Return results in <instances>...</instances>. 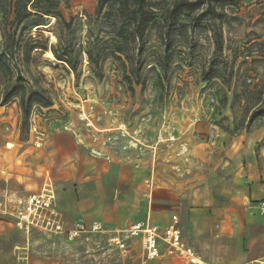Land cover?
I'll use <instances>...</instances> for the list:
<instances>
[{"label":"rangeland","instance_id":"rangeland-1","mask_svg":"<svg viewBox=\"0 0 264 264\" xmlns=\"http://www.w3.org/2000/svg\"><path fill=\"white\" fill-rule=\"evenodd\" d=\"M147 1L157 18L140 43L141 73L131 83L122 61L103 60L100 78L81 51L97 0H61L63 18L33 16L9 42L12 81L19 72L25 87L45 90L52 105H35L26 123L19 99L2 103L8 78L0 75V169L6 171L0 194L38 191L48 170L57 190L75 197L76 210H65L67 227L80 217L86 231L68 239L0 221V264H181L165 253L146 261L139 238H130L126 251L108 242L138 219L137 194L148 198L159 176L177 178L179 196H191L187 203L200 210L204 230L240 227L247 243L264 233V216L237 183L218 181L222 156L209 151L226 143L224 136H264V116L248 123L264 98L258 93L264 86V0H200L199 8L178 13L172 9L181 0ZM1 24L0 12V43ZM99 28L102 37L108 27ZM32 39L46 42L48 52L31 49ZM71 43L79 54L76 71L50 50ZM189 147L197 148L193 155ZM192 157L196 167L177 165ZM97 221L104 231H89Z\"/></svg>","mask_w":264,"mask_h":264},{"label":"trees","instance_id":"trees-1","mask_svg":"<svg viewBox=\"0 0 264 264\" xmlns=\"http://www.w3.org/2000/svg\"><path fill=\"white\" fill-rule=\"evenodd\" d=\"M97 8L94 18H91L88 29V42L85 48H81L89 60L92 71L103 77L102 62L109 56L123 62L125 68H129L130 76H126L128 82L138 78L141 73V64L136 57L141 52L140 43L145 37L149 26L157 18V11L151 8L147 0H97ZM61 0H0V12L2 13L1 31L3 35L0 43V75L8 78L2 96V103L9 102L12 98L19 99L24 121L27 123L35 105L50 107L52 99L45 90H28L20 81L21 75L17 72L14 81V71L9 62L13 44L9 42L15 39L18 27L33 16L42 18L53 16L56 19L63 18L60 12ZM200 0L176 2L172 11L178 13L180 9L191 11L200 7ZM108 12L102 15L104 8ZM108 27L103 31V36L96 34L100 26ZM71 25V22L68 23ZM31 49L48 50L47 43L40 40H31ZM139 44L137 47L136 44ZM60 50L51 46L50 50L55 58L66 63L73 71L78 68L79 54L75 53L73 44H69ZM80 51V52H81ZM48 52V51H47ZM264 96V86L258 91ZM264 116L263 102L251 112L249 124L258 117Z\"/></svg>","mask_w":264,"mask_h":264},{"label":"crops","instance_id":"crops-1","mask_svg":"<svg viewBox=\"0 0 264 264\" xmlns=\"http://www.w3.org/2000/svg\"><path fill=\"white\" fill-rule=\"evenodd\" d=\"M196 121L194 120V123ZM197 126L201 128L202 124ZM224 138L226 139V143L223 142L220 146L218 144L217 147H211L209 150L216 151L222 156V160L218 164L222 166V175H218L217 179L218 181H225L227 184L231 182L237 183L240 187V192L242 194L247 193L249 201L254 203L255 211L260 213L257 203L264 197L262 184V177L264 175V136L254 131L241 133L238 136H224ZM187 139L188 137L184 138V141H187ZM215 142H217V139ZM259 143L261 144L259 145ZM196 149L195 147H189L188 150L193 155ZM209 151L207 150L208 153ZM226 156L230 159L225 158ZM194 163L196 162L192 157L188 163L177 165L184 167V169H192L197 166ZM199 165L203 167L204 163L201 162ZM46 172L49 171L46 170ZM178 184L180 183L176 177L172 176V178L166 179L163 176H159L156 185L151 188V191H146L148 198L139 197L140 194L138 192L137 197L140 199V203L137 205L138 209L135 212V217L138 219L131 224L137 221L150 220L154 224L165 227L170 222L171 216L177 214L180 217L182 225V219L185 220L184 215L188 213V220H185V225H183L186 229L185 231L182 230L183 237L195 247L206 262L252 264L264 256V233L262 232L261 234L258 233L259 236L255 237L254 241L252 240L247 243L248 238L245 240L240 227L238 231H229L222 228L218 233L214 229L210 231L204 230L202 228L203 221H201L202 214L198 212L200 210L190 208L188 203L189 201L190 203L192 202L191 196L190 198L185 196L184 200L179 196L178 186L176 187ZM55 188L58 205L64 214L67 225H69L66 211L76 210L77 203L75 197L71 192L58 191L56 186ZM143 189H140V191L144 192ZM58 193H61L64 198V200H61L62 206ZM186 199H188V203ZM240 202H244L242 197ZM83 204V200L79 201L78 207L82 209ZM188 208H190V212ZM79 221L84 220L77 217L73 221L72 226ZM248 248L249 250L247 251Z\"/></svg>","mask_w":264,"mask_h":264},{"label":"built area","instance_id":"built-area-1","mask_svg":"<svg viewBox=\"0 0 264 264\" xmlns=\"http://www.w3.org/2000/svg\"><path fill=\"white\" fill-rule=\"evenodd\" d=\"M211 103L212 110L215 111L217 103L215 98L211 99ZM5 174L6 171L0 169V175ZM257 206L264 216V197ZM3 220L26 233L37 231L51 236L62 235L68 239H74L86 231L83 221L76 222L71 228L67 227L64 214L58 205L55 184L49 172L45 173L38 191L23 196L8 190L0 194V221ZM104 229L103 223L97 221L89 231L100 233ZM130 238L141 240L146 261H152L165 253L179 260L181 264H221L206 262L195 247L184 239L180 217L177 214L171 216L170 222L165 227L150 220L137 221L131 224L124 234L117 232L111 235L108 242L111 246L126 251ZM252 264H264V256Z\"/></svg>","mask_w":264,"mask_h":264},{"label":"bare ground","instance_id":"bare-ground-1","mask_svg":"<svg viewBox=\"0 0 264 264\" xmlns=\"http://www.w3.org/2000/svg\"><path fill=\"white\" fill-rule=\"evenodd\" d=\"M53 38L55 39V37L53 36Z\"/></svg>","mask_w":264,"mask_h":264}]
</instances>
